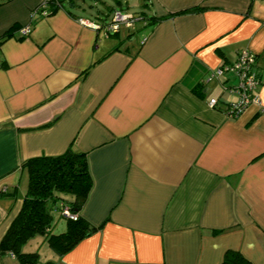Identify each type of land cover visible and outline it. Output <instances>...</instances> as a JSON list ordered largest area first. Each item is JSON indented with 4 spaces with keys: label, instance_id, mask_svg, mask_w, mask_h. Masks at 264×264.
<instances>
[{
    "label": "crops",
    "instance_id": "1",
    "mask_svg": "<svg viewBox=\"0 0 264 264\" xmlns=\"http://www.w3.org/2000/svg\"><path fill=\"white\" fill-rule=\"evenodd\" d=\"M98 1L107 9L61 0L45 15L43 0H0V240L24 160L71 146L93 179L80 212L101 226L65 253L26 241L36 264H220L228 248L264 264V0H148L137 43L81 20L132 14ZM244 48L261 103L229 115L237 75L212 73ZM0 264L24 263L0 249Z\"/></svg>",
    "mask_w": 264,
    "mask_h": 264
},
{
    "label": "trees",
    "instance_id": "2",
    "mask_svg": "<svg viewBox=\"0 0 264 264\" xmlns=\"http://www.w3.org/2000/svg\"><path fill=\"white\" fill-rule=\"evenodd\" d=\"M60 2L53 3L50 12L56 10ZM195 7L203 8L202 5ZM165 16L151 15L149 18L157 22ZM12 27L5 30L3 35L8 34ZM23 165L29 174L27 191L18 213L0 240V249L13 252L24 264H36L39 251L23 249V244L36 233H42L59 253H65L101 224L90 222L80 212L93 183L86 151L70 146L59 154L30 156ZM62 203L68 204L78 213V217L64 215ZM54 209L67 217L65 228L59 231L53 228ZM220 264L254 262L241 250L228 248Z\"/></svg>",
    "mask_w": 264,
    "mask_h": 264
},
{
    "label": "built area",
    "instance_id": "3",
    "mask_svg": "<svg viewBox=\"0 0 264 264\" xmlns=\"http://www.w3.org/2000/svg\"><path fill=\"white\" fill-rule=\"evenodd\" d=\"M58 0H43L41 6L37 11H41L42 14H49L50 8L53 3H57ZM135 16L133 14H127L119 9H115L113 15L109 21L104 23L92 22L88 18H81L83 22L93 23L97 27H102L106 29V32H116L120 30L122 24L131 26L135 21ZM31 25L26 24L22 31L28 33L31 30ZM257 56L251 50L244 48L240 51L238 58L231 64H226L221 66L216 72H213L212 75L217 73H222L224 70L230 69L233 70L238 78L237 84L233 85L231 89L238 93V99L227 104L226 112L229 115H238L240 114L248 105L251 103H261L260 97L255 91V88L259 82L258 72L255 69ZM218 102V98L212 97L210 99V104L215 105ZM62 213L66 216L72 218H77L78 213L73 211L71 207L62 203Z\"/></svg>",
    "mask_w": 264,
    "mask_h": 264
},
{
    "label": "rangeland",
    "instance_id": "4",
    "mask_svg": "<svg viewBox=\"0 0 264 264\" xmlns=\"http://www.w3.org/2000/svg\"><path fill=\"white\" fill-rule=\"evenodd\" d=\"M88 2L93 3L94 7H99L101 9H103V10L107 9V5L105 3H103V2H99V1L95 2V0H88ZM107 2L110 3V2H112V0H107ZM144 2L148 3V0H125L123 10L132 12V14H134L135 17H139L140 15L144 16L142 14V11L145 10V12H147L146 13V16H147V15H149L150 12H148L147 9L145 8ZM87 4H89V3H87ZM88 9L92 10L90 7ZM93 17H95V16H93ZM100 20L101 21H109L110 18L109 17L108 18L104 17V14H103V16H101ZM143 21H144L143 19H141V20L139 19L138 21L136 20L134 22V25L131 26V27H126V26H124L125 24L123 23L122 24V28H121V34L124 35L125 32L128 31V29H132L134 34L136 35V38L131 36L132 37V41H133V43H137L138 42L137 40L140 39L139 36L141 35V32L143 30V26H144ZM53 213H54V218H53L54 225H53V228L55 229V231H59L61 229L62 224H64V222L67 221V217L63 216L60 213V211L57 210V209H54ZM42 238H43V234L42 233H36L35 235H33L32 237H30L27 240L26 247H28V246L37 247V245L40 243Z\"/></svg>",
    "mask_w": 264,
    "mask_h": 264
}]
</instances>
